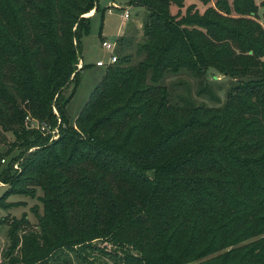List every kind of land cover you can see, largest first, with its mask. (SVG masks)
<instances>
[{
	"label": "trees",
	"instance_id": "trees-1",
	"mask_svg": "<svg viewBox=\"0 0 264 264\" xmlns=\"http://www.w3.org/2000/svg\"><path fill=\"white\" fill-rule=\"evenodd\" d=\"M98 1L0 0V129L25 154L19 172H0V208L24 203L5 204L14 194L41 204L29 209L35 226L26 212L0 218L10 239L0 264H48L62 251L93 264L98 240L112 264H264V11L260 23L255 0L181 16L170 6L182 0H129L147 10L141 58L106 66L70 124ZM209 68L246 78L221 106L172 102L161 83ZM28 115L59 136L26 128Z\"/></svg>",
	"mask_w": 264,
	"mask_h": 264
},
{
	"label": "rangeland",
	"instance_id": "rangeland-1",
	"mask_svg": "<svg viewBox=\"0 0 264 264\" xmlns=\"http://www.w3.org/2000/svg\"><path fill=\"white\" fill-rule=\"evenodd\" d=\"M213 1L214 0H210L208 3H203L202 0H182L183 6L179 8L175 4H172L170 6V12L181 16L185 13V9L192 5L198 14H202L207 7L213 4ZM261 1L262 0H255L258 4L257 19L260 23H263L262 13L264 7L260 6ZM98 4L99 12L94 14L93 10L90 13L89 31L82 38L81 58L86 68L80 72L79 82L66 106L70 124H74L79 111L87 101L91 91L98 83L105 70V66L95 65V62L98 60L102 59L107 61L109 56V52L101 46L102 41H115L114 53L118 56V59L125 54H130L131 63L134 64L141 58L140 55L136 54V48L138 43L142 40V23L146 18L147 10L137 6L134 2L129 0H99ZM123 8H128L130 14L129 18L124 21L120 16L123 12ZM121 25L126 27L124 32L125 36L117 37L119 35V26ZM120 37H123L122 41H118ZM77 66H82L80 61ZM240 79L246 78L224 75L223 72L217 71L214 68H209L200 75L186 69H181L175 74L166 75L161 83L168 88L172 102L191 100V102L196 105L205 104L207 106H221L226 100L228 91H230L235 84L239 83ZM14 141L15 137L11 133L3 132L0 129V172L9 165H11V174H15L21 170V163L25 154L23 153V148L19 147L17 144H13ZM49 142L51 141L49 140ZM32 149L33 148L30 150ZM2 159H4V161H2ZM8 184V182L0 181V198L9 186ZM19 187H24V185H18L17 189ZM41 194V191L38 190L37 195ZM19 201L25 204L22 203L17 205V207L12 206L8 209L0 208V218L6 216L19 218L23 212H26L31 225L35 226L37 218L29 209L37 205L41 212L39 200L37 198L32 199L28 196L14 194L10 195L4 203L16 204ZM7 229L8 226L0 225V260L5 257V251L10 244ZM94 245L102 249L103 252L113 253V248L104 240L95 241ZM89 252V259L96 257L93 264H112V259L108 254H104L99 250H90ZM219 253L220 252L215 253L214 255ZM59 254L60 259L58 261H50L48 264H61V260L65 258H67L71 264H90L89 262L83 261L72 251H62L58 253V255Z\"/></svg>",
	"mask_w": 264,
	"mask_h": 264
},
{
	"label": "built area",
	"instance_id": "built-area-1",
	"mask_svg": "<svg viewBox=\"0 0 264 264\" xmlns=\"http://www.w3.org/2000/svg\"><path fill=\"white\" fill-rule=\"evenodd\" d=\"M129 10L128 8H123V12L120 14L121 19L127 20L129 18ZM101 46L103 49L109 52V56L107 61L104 60H98L95 62L96 66H108L117 61V55L114 53L115 50V41L110 42L107 40H104L101 42ZM80 63L82 64L81 60ZM24 124L26 128L28 129H36L40 131L43 135H49V140L52 141L56 139L59 136V128L58 125L56 126H51L46 122H39L35 118L30 117L29 115L25 117L24 119ZM4 161V159H2Z\"/></svg>",
	"mask_w": 264,
	"mask_h": 264
},
{
	"label": "crops",
	"instance_id": "crops-1",
	"mask_svg": "<svg viewBox=\"0 0 264 264\" xmlns=\"http://www.w3.org/2000/svg\"><path fill=\"white\" fill-rule=\"evenodd\" d=\"M125 28L126 27H124L123 25H121V26H119V35L117 36V37H119V36H125Z\"/></svg>",
	"mask_w": 264,
	"mask_h": 264
}]
</instances>
